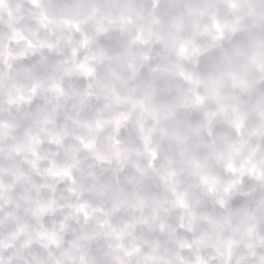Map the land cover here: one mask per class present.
<instances>
[{"label": "clouds", "instance_id": "1", "mask_svg": "<svg viewBox=\"0 0 264 264\" xmlns=\"http://www.w3.org/2000/svg\"><path fill=\"white\" fill-rule=\"evenodd\" d=\"M0 264H264V0H0Z\"/></svg>", "mask_w": 264, "mask_h": 264}]
</instances>
